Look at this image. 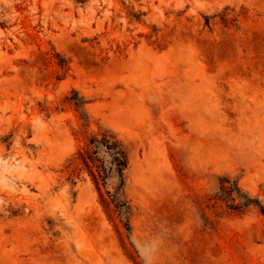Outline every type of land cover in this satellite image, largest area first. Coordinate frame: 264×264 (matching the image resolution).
Segmentation results:
<instances>
[{
	"label": "rangeland",
	"instance_id": "374dc122",
	"mask_svg": "<svg viewBox=\"0 0 264 264\" xmlns=\"http://www.w3.org/2000/svg\"><path fill=\"white\" fill-rule=\"evenodd\" d=\"M0 264H264V0H0Z\"/></svg>",
	"mask_w": 264,
	"mask_h": 264
},
{
	"label": "trees",
	"instance_id": "16d2710c",
	"mask_svg": "<svg viewBox=\"0 0 264 264\" xmlns=\"http://www.w3.org/2000/svg\"><path fill=\"white\" fill-rule=\"evenodd\" d=\"M101 151L105 153L104 157L101 156ZM105 156L111 160L109 168L106 167ZM77 157L96 181L106 180L107 174L113 171L122 179L128 168L127 153L119 142L108 134L93 135L89 142L79 149Z\"/></svg>",
	"mask_w": 264,
	"mask_h": 264
}]
</instances>
